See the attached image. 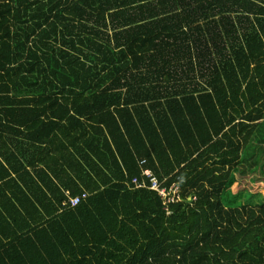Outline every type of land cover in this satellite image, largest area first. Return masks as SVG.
Returning <instances> with one entry per match:
<instances>
[{"label": "trees", "instance_id": "1", "mask_svg": "<svg viewBox=\"0 0 264 264\" xmlns=\"http://www.w3.org/2000/svg\"><path fill=\"white\" fill-rule=\"evenodd\" d=\"M0 264H264V0H0Z\"/></svg>", "mask_w": 264, "mask_h": 264}, {"label": "built area", "instance_id": "2", "mask_svg": "<svg viewBox=\"0 0 264 264\" xmlns=\"http://www.w3.org/2000/svg\"><path fill=\"white\" fill-rule=\"evenodd\" d=\"M143 175L149 178L150 184H147L145 180H140L138 177H133L132 183L134 184V187H142L147 186L150 189L156 190L162 197L164 203L174 202L176 200H179L180 197L178 195V184L176 182H172L169 186L162 185L161 182L158 180V178L153 174V172L145 168L143 169ZM88 192H83L81 195L77 196H70L68 197V200L64 201L63 204H70L71 206L77 205L81 200L88 197Z\"/></svg>", "mask_w": 264, "mask_h": 264}, {"label": "bare ground", "instance_id": "3", "mask_svg": "<svg viewBox=\"0 0 264 264\" xmlns=\"http://www.w3.org/2000/svg\"><path fill=\"white\" fill-rule=\"evenodd\" d=\"M119 59V58H118ZM102 65V64H101Z\"/></svg>", "mask_w": 264, "mask_h": 264}]
</instances>
